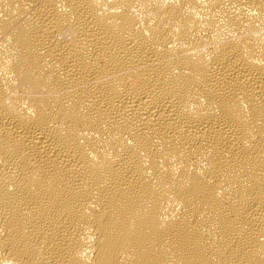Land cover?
Instances as JSON below:
<instances>
[{"label":"bare ground","instance_id":"bare-ground-1","mask_svg":"<svg viewBox=\"0 0 264 264\" xmlns=\"http://www.w3.org/2000/svg\"><path fill=\"white\" fill-rule=\"evenodd\" d=\"M0 264H264V0H0Z\"/></svg>","mask_w":264,"mask_h":264}]
</instances>
